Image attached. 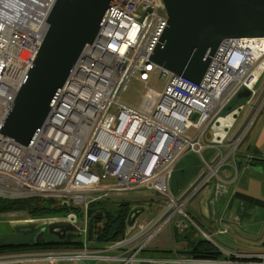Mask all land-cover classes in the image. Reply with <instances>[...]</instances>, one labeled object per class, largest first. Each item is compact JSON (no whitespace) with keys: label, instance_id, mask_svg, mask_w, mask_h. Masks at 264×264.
I'll list each match as a JSON object with an SVG mask.
<instances>
[{"label":"built area","instance_id":"obj_1","mask_svg":"<svg viewBox=\"0 0 264 264\" xmlns=\"http://www.w3.org/2000/svg\"><path fill=\"white\" fill-rule=\"evenodd\" d=\"M55 2L0 0V127L39 51ZM166 27L161 0H113L96 38L81 49L30 144L24 146L0 135L2 196L56 195L86 212L92 203L113 195L147 190L163 197L166 209L154 220L134 223L126 237L103 248L90 247L84 240L80 249L35 248L0 256V264H128L171 225L179 231L197 230L201 239L224 253L217 235L202 229L184 204L229 158L234 159L239 140L223 156L220 140L215 142L221 133H212L214 144H207L205 135L238 93L246 89L250 98L264 80V38L223 41L203 78L195 83L150 61ZM153 75L165 81L161 91L149 86ZM131 80L145 86L143 103L137 108L122 102ZM257 100L252 120L264 105V87ZM243 107L239 105L238 110ZM204 150L213 153L210 162ZM188 153L198 155L205 170L174 197L169 182L177 163ZM82 228L87 231L86 221ZM129 246L132 253L124 255ZM220 263L264 264V251L226 254Z\"/></svg>","mask_w":264,"mask_h":264},{"label":"water","instance_id":"obj_2","mask_svg":"<svg viewBox=\"0 0 264 264\" xmlns=\"http://www.w3.org/2000/svg\"><path fill=\"white\" fill-rule=\"evenodd\" d=\"M167 27L150 61L174 76L195 83L203 78L219 45L230 39L264 38V0H161ZM113 0H56L47 17L48 29L39 51L0 127V135L27 146L57 99L83 46L91 44ZM242 90L236 99L249 98ZM239 111V110H238ZM142 210L132 209L127 227ZM88 221V235L92 234ZM33 221L12 225L21 235H35L33 247L52 242ZM59 239L74 234L73 226L49 227ZM67 232V233H66ZM55 235V236H56Z\"/></svg>","mask_w":264,"mask_h":264},{"label":"crops","instance_id":"obj_3","mask_svg":"<svg viewBox=\"0 0 264 264\" xmlns=\"http://www.w3.org/2000/svg\"><path fill=\"white\" fill-rule=\"evenodd\" d=\"M246 98L242 101H247ZM236 100V99H235ZM233 102V101H232ZM257 102V103H256ZM260 101L256 99L255 104L249 106V110L243 112L240 117L238 111L240 103H231L226 107L225 111L208 129L205 135L207 144L221 143L220 152L226 156L229 149L236 141L239 140L235 150L234 159L229 158L227 164L224 165L216 174L209 178L199 191L192 196L185 204H190L191 208L186 211L201 223V228L215 233L221 238V247L224 253H220L217 259H201L195 258L190 254V244L196 239H201L197 230L189 227L184 231H179L174 225L168 228L167 236L164 230L151 241V243L143 250L136 253V260L128 264H221L220 261L235 253L242 252H263L264 251V105L261 112L252 120L254 111ZM235 104L233 107L232 105ZM244 106V104H243ZM229 124L228 126H226ZM249 127V128H248ZM248 130L246 131V129ZM245 131L244 136L240 135ZM213 132H220L221 136L212 138ZM205 151V150H204ZM208 155L213 153L209 150ZM211 152V153H210ZM192 158H188L186 154L176 165L172 177L180 172L183 178V186L185 189L190 186L199 175L201 158L193 153ZM204 156V154H203ZM214 157V155H212ZM206 160V158L204 156ZM184 164V165H183ZM183 165V166H181ZM172 177L169 182L171 193L180 191V183L172 189ZM155 192L142 190L143 194ZM131 193V192H130ZM135 196L125 195L121 200L131 202L132 209L142 210V213L149 210L148 215L159 217L163 211V205H159L155 201L142 200L140 205H136V200H129ZM146 198V195H137ZM153 196V195H150ZM158 196V195H157ZM118 196L116 195L115 198ZM159 197V196H158ZM126 198V199H125ZM140 202V200H139ZM142 205V206H141ZM142 213L135 219L134 223L140 221ZM156 213V214H155ZM157 217V218H158ZM86 218L87 238L88 235V218ZM26 220H14L11 223L24 222ZM132 227L128 225L126 233ZM163 232V233H161ZM191 234H194L191 236ZM127 236V234H125ZM125 236V237H126ZM196 236V237H195ZM82 241L84 239L78 238ZM170 241V242H168ZM208 242V241H207ZM21 243V242H18ZM25 243V242H23ZM216 249L214 244L208 242ZM90 247L92 245L88 244ZM132 246L126 247L127 251L124 255L132 253ZM217 250V249H216ZM218 251V250H217ZM117 250H110L109 253H116ZM219 252V251H218ZM16 252L0 256H12ZM182 259V260H180ZM193 260V261H190ZM7 264H121L115 261H87L85 263L76 262H38V263H21L11 262Z\"/></svg>","mask_w":264,"mask_h":264},{"label":"rangeland","instance_id":"obj_4","mask_svg":"<svg viewBox=\"0 0 264 264\" xmlns=\"http://www.w3.org/2000/svg\"><path fill=\"white\" fill-rule=\"evenodd\" d=\"M149 86L154 88V90L156 91H161L164 86H165V81L159 79V77L157 75H153L152 79L149 83ZM264 87V80H261L257 85L256 88L254 89V94L252 97H250L247 101H239V100H234L232 103H240V104H244L243 109L240 112V117L243 116V112L249 110V106L248 105H252L258 95L261 93L262 89ZM145 90V86L135 80H131L124 93L122 96V102L125 103L127 106L132 107V108H137L139 107L142 103H143V92ZM233 104L232 107L235 105ZM204 156L206 158H208V162L211 161V157L212 155H208L209 152L208 151H204L203 152ZM192 154L187 155L188 158H192ZM184 165V164H183ZM181 165V166H183ZM205 170V165L203 163V161L201 160L200 162V168H199V172L201 173L202 171ZM199 173V174H200ZM182 174L179 172L178 175L177 173L172 177V186L171 188L173 189L178 181H181L180 183V191L178 193H171L174 197H178L180 196L184 191H185V187L183 186V178L181 177ZM139 191V190H137ZM132 191L131 193H125V194H120L118 195L117 198H115V195L111 196L110 198H108V204H114V202L117 199H121V197H124L125 195H133L135 197L130 198L129 196V200H136V205H140L142 202V200H146L145 203H148V200H154L153 203L158 202L159 205H163V211L166 209L167 203L166 200L163 199V197L161 196H157L156 194H150V193H145L143 194L142 192H137ZM142 191V190H140ZM137 195H146V198H141ZM153 195V196H150ZM10 196H2L0 195V198H4V199H13V198H9ZM28 198H35L34 204L35 207L30 208L28 210H24V211H18V212H5V213H0V243H14V244H23V242H30L31 236L33 235H21V234H16L13 231L12 225H15L16 223L19 222H14L11 223V221L14 220H20V219H24L26 221H33L34 223L38 224L37 228H44V232L42 237L45 239H51V240H57L56 237H52V233L49 230V227L51 226H55V225H59V224H63V225H67V226H73V228L75 229V233L77 235V239H87V231H84V229L82 227H84L85 225V221L86 218L85 216L88 217L87 213L85 212V210L83 208L77 207V206H73L72 204H65L63 203L62 199L59 198L56 195H33V196H27L24 198H20V199H28ZM126 199V198H125ZM107 200V199H106ZM140 200V202H139ZM187 204V203H186ZM186 204H184V209L186 211V209L191 208L190 204L188 206H186ZM142 206V205H141ZM87 211V210H86ZM162 211V213H163ZM161 213V214H162ZM185 213V212H184ZM149 214V210L145 211L144 213H142L141 217H140V221H138L137 223H141L144 221H151L156 219L157 217H152V215H148ZM156 214V213H155ZM159 214V216L161 215ZM75 217L74 221H71V219H73ZM176 218H179V216H177ZM73 222V225H72ZM103 223V222H102ZM201 224V223H200ZM87 225V224H86ZM162 230H164L163 232L166 233L167 236V232H168V226H165ZM161 230V231H162ZM161 232V233H163ZM67 233V232H66ZM194 234H191V236H193ZM196 237V236H195ZM83 240V241H84ZM120 240V239H119ZM219 241H221V238H218ZM118 241V240H117ZM21 242V243H18ZM170 242V241H168ZM25 244H29V243H25ZM89 244V243H88Z\"/></svg>","mask_w":264,"mask_h":264},{"label":"trees","instance_id":"obj_5","mask_svg":"<svg viewBox=\"0 0 264 264\" xmlns=\"http://www.w3.org/2000/svg\"><path fill=\"white\" fill-rule=\"evenodd\" d=\"M35 198L28 199H4L0 198V213L18 212L35 207ZM107 200L92 203L87 208L88 221L92 220V234L85 242L94 248H103L112 242L125 237L127 221L132 210L131 202L117 199L114 204ZM103 222V223H102ZM40 249H80L83 242L77 240L76 234H67L64 238L50 241ZM190 254L195 258L217 259L220 253L211 244L203 239H196L190 244ZM32 242L29 244L0 243V255L11 252H23L33 250Z\"/></svg>","mask_w":264,"mask_h":264},{"label":"flooded vegetation","instance_id":"obj_6","mask_svg":"<svg viewBox=\"0 0 264 264\" xmlns=\"http://www.w3.org/2000/svg\"><path fill=\"white\" fill-rule=\"evenodd\" d=\"M55 235H56V234H55ZM55 235H53L52 237H56V238H57L58 235H56V236H55ZM31 239H32V240H31L30 242H33V240L35 239V235L31 236ZM44 239H45V238H44ZM45 241L50 242V241H53V240H51V239H45ZM25 243H29V241H28V242H25ZM25 243H23V244H25Z\"/></svg>","mask_w":264,"mask_h":264},{"label":"bare ground","instance_id":"obj_7","mask_svg":"<svg viewBox=\"0 0 264 264\" xmlns=\"http://www.w3.org/2000/svg\"><path fill=\"white\" fill-rule=\"evenodd\" d=\"M247 39H249V38H247ZM250 40H254V39L251 38Z\"/></svg>","mask_w":264,"mask_h":264},{"label":"clouds","instance_id":"obj_8","mask_svg":"<svg viewBox=\"0 0 264 264\" xmlns=\"http://www.w3.org/2000/svg\"><path fill=\"white\" fill-rule=\"evenodd\" d=\"M234 62H236V61H234ZM235 64V63H234Z\"/></svg>","mask_w":264,"mask_h":264}]
</instances>
